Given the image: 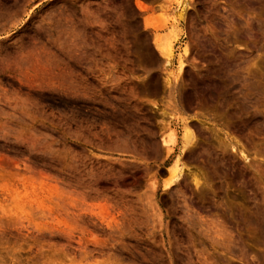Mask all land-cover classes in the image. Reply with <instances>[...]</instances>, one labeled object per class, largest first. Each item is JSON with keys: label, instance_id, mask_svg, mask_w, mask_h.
I'll use <instances>...</instances> for the list:
<instances>
[{"label": "rangeland", "instance_id": "obj_1", "mask_svg": "<svg viewBox=\"0 0 264 264\" xmlns=\"http://www.w3.org/2000/svg\"><path fill=\"white\" fill-rule=\"evenodd\" d=\"M257 1L0 0V264H264Z\"/></svg>", "mask_w": 264, "mask_h": 264}, {"label": "bare ground", "instance_id": "obj_2", "mask_svg": "<svg viewBox=\"0 0 264 264\" xmlns=\"http://www.w3.org/2000/svg\"><path fill=\"white\" fill-rule=\"evenodd\" d=\"M220 1V0H219ZM222 1V0H221ZM249 1H254V0H249ZM255 1H257V0H255ZM194 2V1H193ZM207 2V1H206ZM257 2H260V0L259 1H257ZM261 2H262V0H261ZM260 2V3H261ZM178 3V2H177ZM140 8V7H139ZM188 14V13H187ZM179 17V16H178ZM183 17H184V15H183ZM188 17V16H187ZM189 19H191V18H189ZM192 20V19H191ZM182 21H185L184 19L182 20ZM179 22V21H178ZM185 23V22H184ZM188 25H189V23H187ZM182 26V25H181ZM160 40V39H159ZM158 39L157 40H154L155 41V45H156V50H157V52H158V54L160 53L165 59H166V61H168V59L171 57V55H172V51H173V47H172V43L170 42V41H165V42H160ZM167 40V39H166ZM186 45V44H185ZM188 52V51H187ZM186 54V50H185V52H184V55ZM189 58V57H188ZM181 60V59H180ZM179 60V62H178V72H177V76H179L180 74H181V72H182V70H184L183 69V67H184V62L183 61H180ZM188 61V60H187ZM187 66V65H186ZM229 68V67H228ZM236 70V69H235ZM222 71H224V70H222ZM227 71V72H226ZM226 73L228 74V76H224V74H225V72L222 74V77H218V80H217V82H216V84H214L213 85V82H212V79H208L207 78V80L208 81H211V82H209V83H212V89L214 88V89H216V90H223L224 89V91H225V89H227V88H230V87H232V88H230L231 90L232 89H234V84L238 81H236V79L238 78H236V76H229L230 74H231V72L230 71H232V69L231 68H229V69H227L226 68ZM237 71V70H236ZM233 73H234V71H233ZM209 74V73H208ZM226 74V75H227ZM236 75V74H235ZM167 76V75H166ZM210 76V75H209ZM213 76V75H212ZM201 77H203V76H201ZM206 77V76H205ZM208 77V76H207ZM169 78H171V77H169ZM173 78V77H172ZM171 78V79H172ZM175 78V77H174ZM177 78V77H176ZM214 78V77H213ZM215 78H217V77H215ZM236 78V79H235ZM168 81V80H167ZM175 81V80H174ZM173 81V82H174ZM188 82V81H187ZM185 83V82H184ZM183 83V84H184ZM169 85V84H168ZM171 85V84H170ZM175 85V84H174ZM179 85V84H178ZM209 85V84H208ZM211 85V84H210ZM167 86V85H166ZM173 86V85H172ZM181 87H182V85H180ZM174 87V86H173ZM178 88H179V86H177ZM177 87H175V88H177ZM207 87V86H206ZM205 86L203 87L204 88V90H206L205 88H206ZM171 89V88H170ZM210 89V88H209ZM212 89H210V90H212ZM173 90V89H172ZM179 90V89H178ZM207 90H208V88H207ZM169 91V90H168ZM181 91V90H180ZM201 91V90H200ZM220 91H218V92H220ZM202 92H206V91H202ZM208 92V91H207ZM172 93V92H171ZM226 93V92H225ZM177 94V93H176ZM203 94V93H202ZM214 94V93H213ZM212 94V95H213ZM212 95H210L211 97H212ZM170 96V95H169ZM175 96V95H174ZM183 96V95H182ZM171 97V96H170ZM181 97V96H180ZM184 97V96H183ZM170 99V98H169ZM182 99V98H181ZM179 101V100H178ZM168 102H169V100H168ZM170 102H172V101H170ZM180 102V101H179ZM178 102V103H179ZM172 104V103H171ZM182 105V104H181ZM174 109V108H173ZM180 110V109H179ZM183 111V110H182ZM167 113V112H166ZM163 114H164V112H163ZM173 114V113H172ZM179 114V113H178ZM177 114V115H178ZM163 117V116H162ZM185 117H187V116H185ZM164 118V117H163ZM189 119V118H188ZM186 120H187V118H186ZM184 121V120H183ZM167 122V121H166ZM188 122V121H187ZM164 125V124H163ZM162 128H163V126H161ZM165 127V126H164ZM193 127H195V125L193 126ZM165 130H170L171 128H170V126H169V124H167V126L164 128ZM193 133H191L190 131H189V129H187V126H185V130H184V134H183V140H182V144H183V149L185 150H188L192 145H193V139H194V136L192 135ZM175 137H170V139H169V141H165V140H163L162 141V143H163V145L164 146H171V145H174L175 144ZM195 145H196V143H195ZM193 147H194V145H193ZM196 147V146H195ZM170 149V148H169ZM196 149V148H195ZM198 155V154H197ZM195 156V157H198V156ZM181 156V155H180ZM194 157V156H193ZM179 158V157H178ZM181 159V158H180ZM243 159H244V157H243ZM180 169L181 168H179L178 167V165L175 163L170 169L168 168V173L170 174V176L172 175L173 176V178H171V179H174L172 182H170L169 184H167V186H166V188H170V186H173L172 184H173V182H177L176 180H180V179H178L179 178V174H180ZM183 175V174H182ZM171 176V177H172ZM181 177V176H180ZM198 181V180H197ZM194 182H195V180H194ZM198 183H199V181H198ZM198 183H197V185H198ZM178 184V183H177ZM194 185H195V183H194ZM199 186H200V184H199ZM198 186V187H199ZM196 188H197V186H196ZM211 228V227H210ZM209 229V228H208ZM213 232V231H212ZM218 232L216 231L214 234H217ZM218 236V235H217ZM217 240V239H216ZM215 240V241H216ZM214 241V242H215Z\"/></svg>", "mask_w": 264, "mask_h": 264}]
</instances>
